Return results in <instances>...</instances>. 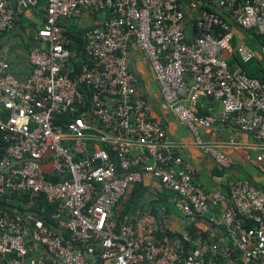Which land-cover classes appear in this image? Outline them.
Here are the masks:
<instances>
[{"label": "built area", "instance_id": "1", "mask_svg": "<svg viewBox=\"0 0 264 264\" xmlns=\"http://www.w3.org/2000/svg\"><path fill=\"white\" fill-rule=\"evenodd\" d=\"M43 6L17 79L0 57V264H205L235 256L264 264V192L233 180L225 191L205 192L173 152L152 105L136 93L129 52H139L157 87V109L191 135L192 145L222 170L225 148L200 130L230 125L264 150V80L230 67L222 54L261 60L235 31L264 35V0H0V33L16 16ZM104 15L84 35L87 62L73 70L63 24ZM204 102L218 104L199 114ZM150 178L172 195L174 209L206 216L228 246L197 238L182 255L153 232L154 216L142 212L114 229L110 215L127 191ZM27 194L20 203L16 197ZM41 196L54 206L51 220L64 242L32 211ZM21 211H9L8 205ZM189 242L188 236H183ZM71 244H74L73 247ZM33 247L46 257L34 256Z\"/></svg>", "mask_w": 264, "mask_h": 264}, {"label": "crops", "instance_id": "2", "mask_svg": "<svg viewBox=\"0 0 264 264\" xmlns=\"http://www.w3.org/2000/svg\"><path fill=\"white\" fill-rule=\"evenodd\" d=\"M42 18L43 6L40 4V7L23 13L21 17L17 16L13 30L0 38V57L9 64L13 75L17 79L23 78L29 72L26 54L30 46V37L37 30ZM103 18L104 15L96 14L95 16L85 15L82 19L87 25H99ZM238 34H240L238 39H245L243 35L247 36L244 32L241 33V31L236 30V37ZM254 50L257 52L256 49ZM2 52H5V54ZM259 52L262 53L261 48H259ZM222 55L227 61L231 58L230 55ZM5 56H7V59ZM129 64L133 65L138 80L136 93L150 102L152 105L151 117L162 125L166 137L172 145L173 152L180 156L185 166L192 169L194 180L201 185L205 192H211L212 190L225 191L227 185L233 180L245 181L257 186L264 192V150L259 149L250 136L237 132L230 125L215 124L210 129L200 130V136L205 141L223 145L231 139L240 144V147L236 149H224L230 168L227 170L218 168L209 156L194 148L191 135L185 127L169 114L158 111V90L142 55L135 50H130ZM233 67L238 66L234 64ZM206 106L211 107L213 114H219V105L210 102H204V107L198 108L199 114L205 113ZM139 185L144 190L130 205L122 222L126 219H133L142 212H148L152 203L156 207L153 224L155 234L164 232L171 234L172 240L170 241L178 246L185 235L189 238V246H195L196 234L201 241L214 243L222 248L228 246L222 230L212 226L207 221L206 216L187 217L176 211L172 205V195L164 190L158 182L145 177ZM130 191L126 193L121 203L126 202ZM190 232H192L191 237L188 235ZM33 251L34 256L46 257L40 248L33 247ZM236 258L235 256L227 258L208 257L205 264H240ZM104 264L111 263L106 262Z\"/></svg>", "mask_w": 264, "mask_h": 264}, {"label": "trees", "instance_id": "3", "mask_svg": "<svg viewBox=\"0 0 264 264\" xmlns=\"http://www.w3.org/2000/svg\"><path fill=\"white\" fill-rule=\"evenodd\" d=\"M22 14L18 15V17H21ZM91 15H96L92 13ZM17 17V16H16ZM43 20V18H42ZM42 20L38 28L42 25ZM94 25H87V24H82L80 23V20L78 18H71L70 20L66 21L63 24V35L67 39L68 43L66 44V48L74 53V58L71 60V65L73 70H77L79 65L82 63L87 62L85 53H84V41H83V35L85 31L88 28L93 27ZM37 28V29H38ZM8 33H0V38L3 36H6ZM247 36L249 37V40L246 39V42L248 43H253V44H259V48L262 49V57L261 60L257 59H251L247 62H242L239 60V58L234 54L231 55V58L227 61L228 65L230 67H233L234 64H237L238 68L241 69L248 77L250 78H255L259 81L264 80V35L257 36L253 33V31L249 30L246 32ZM31 38V37H30ZM31 40V39H30ZM2 147H3V142L1 140V135H0V156L2 154ZM130 193L128 195V198L125 202V211L120 212L119 214L114 215V212L110 215L109 220H112L114 223V229L117 227V225L123 221V217L125 216V213L129 210L130 205L133 204V202L136 200L138 196H140L144 190L142 186L139 184H135L131 187ZM27 194H23L19 197L15 198V201L24 203L27 201ZM34 205L32 207V211L38 215L40 218H42L44 221L47 222V226H52L54 228H57V225L51 220L50 216L51 214L55 211V208L52 204L47 203L43 197L37 196L33 198ZM5 208L9 211H21L20 206L18 205H8L5 206ZM115 211V210H114ZM150 214H152L155 218L156 215V207L153 206V204H150V209L148 211ZM116 216V217H113ZM51 229V228H50ZM54 231V230H53ZM55 232V231H54ZM190 237L192 236V232L188 234ZM62 236L67 241V235L62 231ZM156 236L158 237H166L169 240H172V236L169 233H156ZM73 247L75 246L74 244H71ZM179 249L182 253V255L186 254V252L191 249L192 247L189 246V243L184 242L181 240L179 244Z\"/></svg>", "mask_w": 264, "mask_h": 264}, {"label": "rangeland", "instance_id": "4", "mask_svg": "<svg viewBox=\"0 0 264 264\" xmlns=\"http://www.w3.org/2000/svg\"><path fill=\"white\" fill-rule=\"evenodd\" d=\"M89 15H91V14H89ZM80 23H82V22H80ZM85 23V22H84ZM84 23H82V24H84ZM242 33V32H241ZM246 34V33H245ZM240 37V34H238L237 35V38H239ZM243 38H245L244 39V41H246V39H248V41H250L249 40V37L248 36H245V35H243ZM251 42V41H250ZM247 44H250V47L251 48H254V49H256L257 50V52H259V44H253V43H248V42H246ZM3 54H5V52H2ZM6 57V59H7V56H5ZM128 192V191H127ZM125 202H122V203H120L118 206H116V209H115V211H114V215H116L117 216V214H119L120 212H123V211H125ZM113 215V217H116V216H114Z\"/></svg>", "mask_w": 264, "mask_h": 264}, {"label": "water", "instance_id": "5", "mask_svg": "<svg viewBox=\"0 0 264 264\" xmlns=\"http://www.w3.org/2000/svg\"><path fill=\"white\" fill-rule=\"evenodd\" d=\"M130 69H131V71L135 74V71H134V69H133V65L132 64H130ZM42 221H43V223L45 224V225H48L47 224V222L46 221H44L42 218H40ZM49 228H51L52 230H54L55 231V233L64 241V242H66L65 241V239L63 238V236H62V231L60 230V229H57V228H54V227H52V226H49Z\"/></svg>", "mask_w": 264, "mask_h": 264}]
</instances>
